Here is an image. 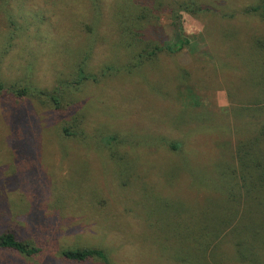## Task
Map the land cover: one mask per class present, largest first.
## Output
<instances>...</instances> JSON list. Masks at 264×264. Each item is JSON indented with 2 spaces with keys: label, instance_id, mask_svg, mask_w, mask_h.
<instances>
[{
  "label": "rangeland",
  "instance_id": "374dc122",
  "mask_svg": "<svg viewBox=\"0 0 264 264\" xmlns=\"http://www.w3.org/2000/svg\"><path fill=\"white\" fill-rule=\"evenodd\" d=\"M260 2L0 0V234L39 249H0V264H190L205 227L241 249L218 240L210 264H264L241 259L264 247V200L227 198L248 186L230 169L264 79ZM135 33L184 43L138 63ZM77 248L106 260L62 256Z\"/></svg>",
  "mask_w": 264,
  "mask_h": 264
},
{
  "label": "trees",
  "instance_id": "16d2710c",
  "mask_svg": "<svg viewBox=\"0 0 264 264\" xmlns=\"http://www.w3.org/2000/svg\"><path fill=\"white\" fill-rule=\"evenodd\" d=\"M18 3L19 1L17 2V4ZM145 7L146 6L142 8L140 15L138 14V17L135 18V20L140 22L144 21V19L147 17L148 14L144 9ZM258 7L259 10L261 9L264 14V0H261L260 5ZM258 7H253V9L258 10ZM13 9L14 11L17 12L18 15H21L23 13V10L17 11L16 7H13ZM98 28L99 26H96V29L93 34H95L96 31H98ZM122 34H124V32H122ZM127 41L128 44H132L135 47L136 46L140 47L139 46L140 44L143 45L142 47H140L141 50L138 51L139 53L135 57V60L138 59V63H141L147 57H151V58L156 57L158 52H160L162 49H166L171 53L177 52L179 49H181L184 43V40L180 38L178 44H176L174 47L169 46L165 48H160L156 46L155 48L149 50L150 48L148 49L144 47V46L147 47L148 45L144 44L146 42L138 38L137 33L133 34V36L131 37H128ZM262 46L263 47L261 48V52H262L261 66H262V76L264 77V45ZM146 50L148 51L146 52ZM73 80L68 82V86L69 85L73 86L76 84V82ZM260 83L261 84L258 83L260 85L259 90L255 89V91L252 93L251 97L249 98V100L252 99V102L254 101L257 104V106L252 109L251 111L252 114L249 113L251 115H249L248 117L249 121H251L252 133L251 134L247 133L244 136L241 134V132H239L240 134L237 133L238 142L234 148L235 154L233 155L234 156L233 159H235V168L230 169L231 170L230 180H231V176L233 174H236V177L240 181V184H238V186H240L239 188L243 189V187H245L246 185L248 186H246L245 189H243L244 190L243 192L240 189L238 193L230 191L227 198L229 197L231 200H239L242 198H249V197H252L253 199L261 198L264 200V79ZM32 89H33L32 86H21V87L12 88L10 90L16 96L21 97L25 95L29 96V92L30 94H34ZM48 99L53 102V105L55 107L61 104L58 96V92L49 93ZM244 110H247L246 113L249 112V108H244ZM242 115L243 114H241V116ZM76 124L81 126V121L79 123L77 122ZM62 130L65 134H69L66 126H63ZM229 223L230 222H228V224ZM206 229L207 228L205 227L204 235H202L203 233H201L200 231L189 235L190 242H192L195 245V248L197 250L202 249L203 251H205V256L201 259L198 253L194 254L195 256H193L192 253L188 252L187 258H183L182 261H185L189 257L190 264H210L209 262H213L211 256L218 254L217 251H215L218 244V240L220 241L222 240V242L225 243V246L228 245L227 247L232 251V255L234 257H235V252L241 250L238 249L236 245V241H234V239L229 238V236H227L228 233H224L223 231L225 236H222L223 235L222 234L221 235L222 237L217 235L216 237H214V236H210L209 233H207L208 231ZM230 246H233L234 249L231 248ZM0 249L17 251L27 255L34 254L39 250L37 247L31 245L29 242L21 241L15 236L14 233H12L9 230L4 231L0 234ZM262 250H264V247H262L261 249L260 248L255 249L252 247L246 251H243L241 259H243L244 261L253 260V258H255L256 256V253L257 252L260 253ZM62 256L67 260L78 261V262H82L93 258L106 260L105 254L101 249L98 248L65 249L64 251H62Z\"/></svg>",
  "mask_w": 264,
  "mask_h": 264
}]
</instances>
